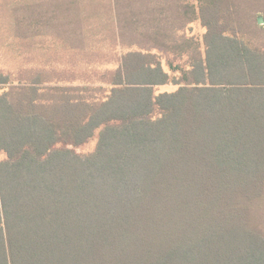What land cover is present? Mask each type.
Returning a JSON list of instances; mask_svg holds the SVG:
<instances>
[{
  "label": "trees",
  "instance_id": "16d2710c",
  "mask_svg": "<svg viewBox=\"0 0 264 264\" xmlns=\"http://www.w3.org/2000/svg\"><path fill=\"white\" fill-rule=\"evenodd\" d=\"M68 1L18 15L17 35L84 47ZM112 3L127 51L102 100L0 75V264H264V0ZM197 19L204 53L184 33Z\"/></svg>",
  "mask_w": 264,
  "mask_h": 264
},
{
  "label": "rangeland",
  "instance_id": "374dc122",
  "mask_svg": "<svg viewBox=\"0 0 264 264\" xmlns=\"http://www.w3.org/2000/svg\"><path fill=\"white\" fill-rule=\"evenodd\" d=\"M77 1L83 8L81 13L86 15L84 28L87 37L84 39V47L77 41L72 44L62 33H48L50 31L44 25L35 28L31 26L29 29L21 24V33L32 37L17 35L18 15L22 21H33L34 18L42 16L38 10L44 8L43 16L50 17L56 10L54 2L67 14L71 11L68 0H0V75L8 76L15 85L38 82L46 86H85L97 89L93 99L102 100L109 95L111 76L120 65L121 55L127 51L118 44V28L112 0ZM194 3L198 10V3ZM81 13L80 17L83 18ZM184 33L187 38L199 43L204 53L206 28L200 19L189 24ZM190 55L177 58L173 55L164 56L163 66L170 74L180 75L179 70H170L168 59L175 66L186 69L191 62ZM101 87L105 90L98 91ZM8 89L0 85V96ZM176 90V86L169 84L156 88V93ZM99 132L97 130L88 143L74 150L81 155L93 153L98 144ZM4 159L6 155L1 154L0 160Z\"/></svg>",
  "mask_w": 264,
  "mask_h": 264
},
{
  "label": "crops",
  "instance_id": "0c3cea01",
  "mask_svg": "<svg viewBox=\"0 0 264 264\" xmlns=\"http://www.w3.org/2000/svg\"><path fill=\"white\" fill-rule=\"evenodd\" d=\"M78 4H79V2H78ZM81 7V6H80ZM81 10H83V8L81 7ZM85 12H86V10H85ZM84 15H85V13H84ZM83 15V12L81 13V16L83 17V20H86V15L84 16Z\"/></svg>",
  "mask_w": 264,
  "mask_h": 264
},
{
  "label": "water",
  "instance_id": "95a60500",
  "mask_svg": "<svg viewBox=\"0 0 264 264\" xmlns=\"http://www.w3.org/2000/svg\"><path fill=\"white\" fill-rule=\"evenodd\" d=\"M259 23H260V24H264V20H263V18H260V19H259Z\"/></svg>",
  "mask_w": 264,
  "mask_h": 264
}]
</instances>
